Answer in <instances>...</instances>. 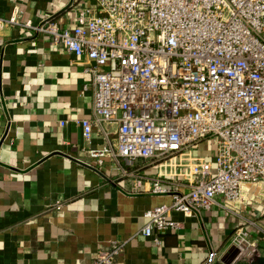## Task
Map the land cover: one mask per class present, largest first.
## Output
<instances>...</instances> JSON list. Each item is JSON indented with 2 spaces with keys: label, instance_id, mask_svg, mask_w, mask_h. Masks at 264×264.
I'll return each mask as SVG.
<instances>
[{
  "label": "built area",
  "instance_id": "obj_1",
  "mask_svg": "<svg viewBox=\"0 0 264 264\" xmlns=\"http://www.w3.org/2000/svg\"><path fill=\"white\" fill-rule=\"evenodd\" d=\"M94 1L72 29L25 25L85 57L95 121L114 136L91 156L157 170L151 192L172 203L145 213V238L161 245V234L179 229L173 213L218 205L238 218L237 259L257 257L264 222L251 205H264V0ZM75 122L90 144L92 121ZM200 146L208 157L196 155ZM122 246L94 264H112ZM217 258L209 253L203 264Z\"/></svg>",
  "mask_w": 264,
  "mask_h": 264
},
{
  "label": "crops",
  "instance_id": "obj_2",
  "mask_svg": "<svg viewBox=\"0 0 264 264\" xmlns=\"http://www.w3.org/2000/svg\"><path fill=\"white\" fill-rule=\"evenodd\" d=\"M94 6V0H0V264H94L115 243L123 246L112 264H203L212 252L215 264H224L238 218L218 205L173 213L179 229L161 234V245L141 234L145 213L170 205L171 197L151 192L152 168L91 156L114 136L112 126L95 121L85 57L25 26L50 21L72 29L78 13ZM81 119L93 123L90 144L75 122ZM196 155L209 153L200 146ZM254 202L264 222V205Z\"/></svg>",
  "mask_w": 264,
  "mask_h": 264
},
{
  "label": "water",
  "instance_id": "obj_3",
  "mask_svg": "<svg viewBox=\"0 0 264 264\" xmlns=\"http://www.w3.org/2000/svg\"><path fill=\"white\" fill-rule=\"evenodd\" d=\"M239 251L235 248H232L229 253L224 257V264H232L233 261L238 257Z\"/></svg>",
  "mask_w": 264,
  "mask_h": 264
},
{
  "label": "trees",
  "instance_id": "obj_4",
  "mask_svg": "<svg viewBox=\"0 0 264 264\" xmlns=\"http://www.w3.org/2000/svg\"><path fill=\"white\" fill-rule=\"evenodd\" d=\"M260 256V255H259ZM248 264H264V257L260 256L259 258H257L255 261L248 263Z\"/></svg>",
  "mask_w": 264,
  "mask_h": 264
},
{
  "label": "rangeland",
  "instance_id": "obj_5",
  "mask_svg": "<svg viewBox=\"0 0 264 264\" xmlns=\"http://www.w3.org/2000/svg\"><path fill=\"white\" fill-rule=\"evenodd\" d=\"M141 165V164H140ZM146 169V168H145ZM154 170V172L157 174V170L156 169H153ZM168 170V173H171L172 171H169L170 170V168L169 169H167Z\"/></svg>",
  "mask_w": 264,
  "mask_h": 264
}]
</instances>
